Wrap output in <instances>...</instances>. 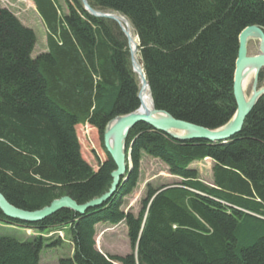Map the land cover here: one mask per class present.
Wrapping results in <instances>:
<instances>
[{
    "label": "trees",
    "instance_id": "1",
    "mask_svg": "<svg viewBox=\"0 0 264 264\" xmlns=\"http://www.w3.org/2000/svg\"><path fill=\"white\" fill-rule=\"evenodd\" d=\"M30 1L47 31V51L35 57L34 31L0 7V192L25 210L63 195L82 204L108 190L115 164L106 154L93 170L76 126L87 122L102 136L112 118L137 108L138 79L113 21L91 16L81 0H66L67 12L58 0ZM88 2L128 18L156 108L207 128L231 118L238 34L264 28V0ZM142 154L179 180L149 185L135 214L121 206L138 183ZM129 157L116 192L83 214L63 208L28 223L0 210V226L37 232L23 241L0 234V264H41L43 248L63 243L45 235L55 230H65L74 251L59 264H264V94L226 144L177 140L138 123L125 141L126 165ZM205 158L213 162L209 184L190 167ZM103 222L126 225L131 252L96 248Z\"/></svg>",
    "mask_w": 264,
    "mask_h": 264
},
{
    "label": "water",
    "instance_id": "2",
    "mask_svg": "<svg viewBox=\"0 0 264 264\" xmlns=\"http://www.w3.org/2000/svg\"><path fill=\"white\" fill-rule=\"evenodd\" d=\"M81 3L83 8L91 16L111 20L119 25L127 41L131 70L138 79V106L131 112L112 118L102 133L104 150L115 164V170L111 173L112 181L106 192L82 204H78L68 195H63L53 199L49 205L36 210L18 208L12 205L0 192L1 212L6 217L17 221L28 223L38 222L63 208L83 214L88 209L99 207L105 203L116 192L121 182L126 179L125 141L129 131L136 124L145 123L154 130L166 133L177 140L202 139L211 143L226 144L235 134L240 132L246 116L258 99L264 94V86H259L258 83L259 73L264 68V28L260 25H250L243 28L238 34V53L235 60L232 84L235 110L231 118L224 125L217 128H207L179 120L167 111L156 108L154 102L153 109L148 110L143 103L142 95L146 86L149 87L150 94L151 89L141 60L140 64L136 61L135 52L138 51L140 44L137 34L136 48H132L131 46L133 39L129 31V20L118 12L93 8L87 0H81ZM250 39L258 40L259 52L257 54L249 55L247 53V45ZM249 72H253V80L251 91L246 98L243 83L244 78Z\"/></svg>",
    "mask_w": 264,
    "mask_h": 264
},
{
    "label": "rangeland",
    "instance_id": "3",
    "mask_svg": "<svg viewBox=\"0 0 264 264\" xmlns=\"http://www.w3.org/2000/svg\"><path fill=\"white\" fill-rule=\"evenodd\" d=\"M58 3L62 11L67 12L66 0H58ZM0 7L9 9L12 14L15 15V17L21 22V24L31 28L34 31L36 35V43L32 51V57L37 56L46 49L47 31L41 17L35 12L36 10L33 2L30 0H0ZM101 10H107L111 12L113 11L109 9ZM114 24L120 29L118 24L115 22ZM258 46V40L250 39L247 45V53L249 55L257 54L259 52ZM262 71L264 77V68H262ZM252 80L253 77H251L246 89L248 94L251 91ZM263 80L260 83L258 81L259 86H264ZM76 133L83 159L93 168V170L96 171L99 167V164L103 162L108 155L102 145L101 134L98 132L97 128L93 127L87 122L77 125ZM128 160L127 169L132 167V161L130 160V157ZM212 165V160L210 158H205L200 161L192 162L190 167L197 169L199 178L203 182L209 184L211 183L212 178ZM177 180H179V178L171 175L168 172V167L159 159L142 154L139 163L138 183L131 193L123 197L121 206L122 209L124 211H131L136 214L141 207L142 200L146 196V190L149 185L155 188L157 186L166 185ZM36 233V230L31 228L7 225L0 226L1 235H8L20 241H23L26 238L35 235ZM45 235L52 236L54 239L59 237L63 243L62 245L55 248H43L40 255L41 264H59V258L71 256L73 253V244L66 235L65 230H55ZM95 241L96 248L98 250L110 255H124L131 252L132 250L127 236V227L122 222L115 225L107 222L98 223L96 225Z\"/></svg>",
    "mask_w": 264,
    "mask_h": 264
},
{
    "label": "bare ground",
    "instance_id": "4",
    "mask_svg": "<svg viewBox=\"0 0 264 264\" xmlns=\"http://www.w3.org/2000/svg\"><path fill=\"white\" fill-rule=\"evenodd\" d=\"M130 23V22H129ZM130 34L132 36V39H133V42L131 44L132 48H136V44H137V41H136V34L134 33L132 27H131V24H130ZM135 57H136V61H138V63L140 64V56H139V53L138 51L135 52ZM251 77H253V72H249L246 77L244 78V91H245V97L247 98L248 97V92H246V89H247V86L250 82V79ZM142 100H143V103L145 105V107L148 109V110H152L153 109V101H152V96L150 94V91H149V87L146 86L143 90V95H142ZM152 115H154L152 113ZM236 135V134H235ZM40 209V208H39ZM22 224V223H21ZM54 230V229H52ZM64 230V229H63ZM41 233V232H40ZM55 248V247H54ZM74 252V251H73Z\"/></svg>",
    "mask_w": 264,
    "mask_h": 264
},
{
    "label": "crops",
    "instance_id": "5",
    "mask_svg": "<svg viewBox=\"0 0 264 264\" xmlns=\"http://www.w3.org/2000/svg\"><path fill=\"white\" fill-rule=\"evenodd\" d=\"M35 12H36V11H35ZM36 13H37V12H36ZM37 15H38V14H37ZM38 16H39V15H38ZM45 29H46V28H45ZM44 51H47V47H46V49H45ZM44 51H43V52H44Z\"/></svg>",
    "mask_w": 264,
    "mask_h": 264
}]
</instances>
